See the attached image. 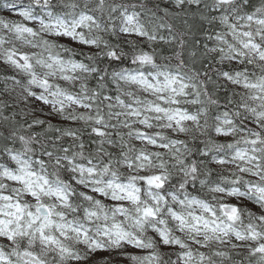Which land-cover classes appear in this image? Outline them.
<instances>
[{
    "label": "clouds",
    "instance_id": "clouds-1",
    "mask_svg": "<svg viewBox=\"0 0 264 264\" xmlns=\"http://www.w3.org/2000/svg\"><path fill=\"white\" fill-rule=\"evenodd\" d=\"M48 12L95 22L64 43ZM0 37V204L27 206L4 228L40 207L0 264H264V0H0Z\"/></svg>",
    "mask_w": 264,
    "mask_h": 264
},
{
    "label": "snow or ice",
    "instance_id": "snow-or-ice-1",
    "mask_svg": "<svg viewBox=\"0 0 264 264\" xmlns=\"http://www.w3.org/2000/svg\"><path fill=\"white\" fill-rule=\"evenodd\" d=\"M227 0H218V3H226ZM45 6H47V0H45ZM103 6V4L101 3V7ZM4 7H10V5L5 4ZM68 8H73L75 7L74 4H72L71 2H69L67 4ZM20 15L24 16V17H28L30 18V11L25 9L22 10L20 12ZM47 16L50 18L47 22H45L43 20V18L41 19V23L44 26V30L45 31H52L54 34L56 35H65L68 36L72 39H83L82 35H80L77 32V27L80 25L83 26H88L90 23H94V18L92 16L86 15L84 13H81L79 15L78 18H75L71 21V23H66L64 21V19H62L61 17L57 16L55 18H52V13L48 12ZM129 20H131V17L128 18ZM222 20L226 21V17H221ZM14 30L19 34V38H25L26 35H32L34 36V30L28 27H24V26H20V25H16L14 23ZM217 39L220 41H223L224 38L221 35H217ZM27 43H31L30 40H26ZM7 41L3 38L0 37V47H3L4 44H6ZM42 43L44 44H48V41H42ZM4 56V58L10 62L15 64L17 67L23 68V69H30L31 68V63H30V58L27 55H24L23 53H20L18 49H16L14 46L13 47H9L7 49H5L4 53L2 54ZM141 59H144L143 57ZM76 67H83L82 65H77ZM169 84L172 83V81H168ZM98 134H102L100 132L99 129L95 130ZM253 143H255V141H252ZM9 151V156L11 159L16 160L18 163H20V155L14 152ZM21 172L23 173L22 175L18 176L17 179L21 180L22 182H25L27 184V186L29 187V189L31 190V182L27 181L25 179L26 176H31L33 175L30 172H23V166H21ZM160 178L159 177H153L152 180L153 181H158ZM32 195H36V192L34 190H32ZM128 198L130 199H135V196L132 192H128ZM4 200H8L10 201L11 198L8 196H4L3 197ZM27 207L22 206L21 203L19 201H17L15 204L9 202L6 205L0 204V234H3L5 231H7V238L9 240L13 239L15 236H24L27 234V229L31 228L32 223H35L37 220L40 219V207L38 206L36 209V213L34 214L33 212L29 211L27 212V216L31 218V221L29 224L25 225L24 228L19 231V232H14L12 231V229H5L4 225L7 223H11L12 221H6L4 219V217L6 216H13L15 218V220L17 221V228H21V225L19 223V221L24 219L25 216V212H24V208ZM11 209V212H6L5 209ZM145 215H155V213L152 212L151 209H145ZM51 216H52V212L51 211H47L43 214V221L40 224L39 227V233L41 235V237L44 236V228L48 225H51L52 223H54V221L51 220ZM57 228H63L66 227V225H62V224H57L56 225ZM111 235L115 237V239L112 240L113 244H119L121 239L126 238V233H124L121 229H119V226H113L112 230H111ZM162 237L165 239V242H168L169 237L166 236L163 232L161 233ZM172 243H180V241L176 240L175 238H172ZM99 246V245H97ZM181 247H183V244H181ZM260 251H264V247H262L261 249H259Z\"/></svg>",
    "mask_w": 264,
    "mask_h": 264
},
{
    "label": "rangeland",
    "instance_id": "rangeland-1",
    "mask_svg": "<svg viewBox=\"0 0 264 264\" xmlns=\"http://www.w3.org/2000/svg\"><path fill=\"white\" fill-rule=\"evenodd\" d=\"M9 15V17H11L12 16V14L10 13V14H8ZM26 24H28V25H32V26H34L33 24H31V23H29V22H25ZM62 42H65V43H71L72 41H71V38L70 37H68V38H62Z\"/></svg>",
    "mask_w": 264,
    "mask_h": 264
},
{
    "label": "trees",
    "instance_id": "trees-1",
    "mask_svg": "<svg viewBox=\"0 0 264 264\" xmlns=\"http://www.w3.org/2000/svg\"><path fill=\"white\" fill-rule=\"evenodd\" d=\"M37 11H38V9H37ZM32 27V26H31ZM0 66H2V62H0ZM8 75H11V73H8ZM0 86H2V85H0Z\"/></svg>",
    "mask_w": 264,
    "mask_h": 264
}]
</instances>
